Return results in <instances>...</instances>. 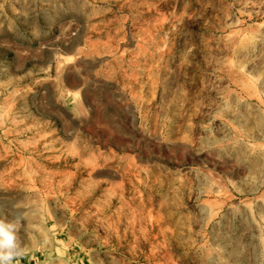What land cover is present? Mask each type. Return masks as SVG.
<instances>
[{
	"label": "rangeland",
	"instance_id": "1",
	"mask_svg": "<svg viewBox=\"0 0 264 264\" xmlns=\"http://www.w3.org/2000/svg\"><path fill=\"white\" fill-rule=\"evenodd\" d=\"M0 227V264H264V0H0Z\"/></svg>",
	"mask_w": 264,
	"mask_h": 264
},
{
	"label": "clouds",
	"instance_id": "2",
	"mask_svg": "<svg viewBox=\"0 0 264 264\" xmlns=\"http://www.w3.org/2000/svg\"><path fill=\"white\" fill-rule=\"evenodd\" d=\"M3 230V228L2 227H0V231H2ZM5 235H6V237L8 238V239H11V237L10 236H8L7 235V233H5Z\"/></svg>",
	"mask_w": 264,
	"mask_h": 264
}]
</instances>
